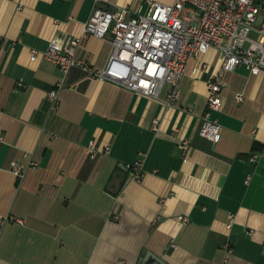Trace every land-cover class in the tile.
I'll return each mask as SVG.
<instances>
[{
    "label": "crops",
    "instance_id": "0c3cea01",
    "mask_svg": "<svg viewBox=\"0 0 264 264\" xmlns=\"http://www.w3.org/2000/svg\"><path fill=\"white\" fill-rule=\"evenodd\" d=\"M147 1L97 5L145 15ZM95 6L0 0V264H264V159L250 161L264 150V74L224 73L211 142L200 128L217 50L188 64L174 106L168 85L154 99L81 67L31 60L32 50L81 36ZM111 39L85 36L77 58L103 70ZM142 153L138 182L127 165Z\"/></svg>",
    "mask_w": 264,
    "mask_h": 264
},
{
    "label": "built area",
    "instance_id": "2783aa9c",
    "mask_svg": "<svg viewBox=\"0 0 264 264\" xmlns=\"http://www.w3.org/2000/svg\"><path fill=\"white\" fill-rule=\"evenodd\" d=\"M81 36L70 37L64 44L52 41L44 51L32 50L31 60L39 56L68 72L81 67L98 78L115 82L131 91L159 99L163 88L170 87L166 105L174 106L181 98V82L188 64L200 60L211 49L221 54V69L208 82V95L200 135L214 142L220 133V123L214 113L223 107L222 90L225 72L246 66L252 74H264V0H175L165 4L148 0L149 12L134 14L129 8L105 9L97 5ZM107 39L112 36V50L103 70H94L88 62L77 58L85 36ZM203 64L202 70L207 71ZM51 110L60 106L58 90L49 94ZM243 100L242 96L238 97ZM154 130L159 121L154 120ZM3 137H0V143ZM182 151L190 150V140L181 142ZM94 142L90 143L94 151ZM110 153V148L105 149ZM127 169L140 182L144 177V154ZM264 159V150L250 156L254 164ZM12 171L22 176L23 170L14 164ZM250 178L248 177L246 183ZM183 225L191 218L181 215ZM4 220H0L3 223ZM21 222V221H20Z\"/></svg>",
    "mask_w": 264,
    "mask_h": 264
},
{
    "label": "water",
    "instance_id": "95a60500",
    "mask_svg": "<svg viewBox=\"0 0 264 264\" xmlns=\"http://www.w3.org/2000/svg\"><path fill=\"white\" fill-rule=\"evenodd\" d=\"M145 256V255H144ZM144 256H143V258H144ZM140 264H143V262L141 261V263Z\"/></svg>",
    "mask_w": 264,
    "mask_h": 264
}]
</instances>
